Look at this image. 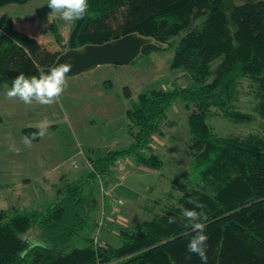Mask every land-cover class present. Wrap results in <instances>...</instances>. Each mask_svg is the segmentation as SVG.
I'll list each match as a JSON object with an SVG mask.
<instances>
[{
	"label": "trees",
	"instance_id": "16d2710c",
	"mask_svg": "<svg viewBox=\"0 0 264 264\" xmlns=\"http://www.w3.org/2000/svg\"><path fill=\"white\" fill-rule=\"evenodd\" d=\"M32 1L0 0V8ZM234 1L87 0L88 11L74 21L63 50L19 30L0 32V88H11L20 73L38 78L68 51L129 35L150 41L138 58L171 53L170 69L190 79L186 87L138 94L127 110L133 143L96 159L88 176L58 187L53 204L0 210V264H204L195 254L186 259L194 233L182 212L194 208L190 199L205 206L207 264H264V0ZM54 38L61 44L57 33ZM244 83L254 99L252 114L239 107ZM177 103L189 112L188 169L173 179L161 173L168 193H158L156 186L150 192L159 211L149 210L151 217L119 229L118 246L99 247L95 233L103 228L93 220L97 203L87 186L128 158L162 171L163 161L150 146L153 138L166 137L165 127L176 125L167 116ZM212 118L234 125L258 120L260 131L220 136L208 123ZM33 133L39 131L25 128L21 136Z\"/></svg>",
	"mask_w": 264,
	"mask_h": 264
},
{
	"label": "rangeland",
	"instance_id": "374dc122",
	"mask_svg": "<svg viewBox=\"0 0 264 264\" xmlns=\"http://www.w3.org/2000/svg\"><path fill=\"white\" fill-rule=\"evenodd\" d=\"M245 1L247 0H236L233 4ZM29 17L32 18L26 19ZM10 22L15 28L25 30L52 50H63L74 26V21L69 23L61 19L59 13L53 14L48 7V0L1 8L0 28L3 25L2 28H8ZM55 33L61 44L55 41ZM171 58V53H153L147 58L136 59L128 66H99L78 76L66 78L68 86L54 103L53 115L48 113L46 120L29 116L26 111L20 112L23 109L7 97L10 89L0 88V108L4 119L3 124L0 123V210L13 212L24 206L25 210L30 211L53 204L56 194L43 202L37 184L30 186L31 196L28 191L24 194L17 190L22 189L19 184L26 178L34 179L35 175L50 170L58 162L67 161L54 173L57 175L56 179L60 174H66L63 180H55L56 185L58 184L54 188L56 193L58 187L88 176L96 159L110 151L125 149L131 145L133 138L127 110L136 102L138 94L154 89L167 90L173 86L190 85L188 76L170 69ZM253 106L254 99L244 83L239 107L252 114ZM188 114L183 104H175L168 112L167 121L175 122L176 125L173 128L165 127L163 131L167 133L166 137H155L151 143L152 152L163 161L162 171L143 168L140 172L134 160L128 158L121 160L111 170L116 174L114 181L106 182L96 178L87 186V191L92 193L93 200L97 203L92 217L95 222H99V226L102 224L100 227L103 229L98 231L99 241L104 245L118 246L119 229L132 227L151 217L153 212L149 210L159 211L156 209L158 206L153 207L154 200L150 192L155 194L156 190L158 193L164 190L168 193L169 182L162 178L161 173L173 179L188 169L191 161ZM42 121L48 122L45 134L39 142L32 143L30 148L26 147L22 143L20 129L36 127ZM208 123L216 134L226 136L257 133L261 122L255 120L249 125H234L221 118H212ZM155 186L157 188L153 190ZM104 192L108 193L109 199H114L112 204L104 198ZM20 199L22 201L18 203L17 200ZM23 199H29V202ZM102 206L109 209L106 210V215L102 214L105 211L101 209Z\"/></svg>",
	"mask_w": 264,
	"mask_h": 264
},
{
	"label": "clouds",
	"instance_id": "9594fccd",
	"mask_svg": "<svg viewBox=\"0 0 264 264\" xmlns=\"http://www.w3.org/2000/svg\"><path fill=\"white\" fill-rule=\"evenodd\" d=\"M48 7L53 14L59 13L60 18L69 23L83 19L88 11L89 5L87 0H48ZM72 69V64L69 62L60 63L50 69L49 72L41 73L39 77L32 76L25 77L20 73L13 81L12 87L7 92L9 99L19 98L25 105H31L33 101L41 105H51L58 101L64 92L67 85L66 74ZM39 133H33L30 137H22V143L26 147H31L32 141L37 139V136H43L48 127L47 121H42ZM18 151V149H12ZM188 203L193 204L192 210L184 209L183 217L190 222V226L194 235L188 242L187 251L190 258L191 254H195L207 264V240L208 236L205 234V223L202 221L206 219L205 213L202 211L205 207L202 203L190 199ZM195 209H201L196 211ZM175 217H169V223H175Z\"/></svg>",
	"mask_w": 264,
	"mask_h": 264
},
{
	"label": "water",
	"instance_id": "95a60500",
	"mask_svg": "<svg viewBox=\"0 0 264 264\" xmlns=\"http://www.w3.org/2000/svg\"><path fill=\"white\" fill-rule=\"evenodd\" d=\"M149 43L146 38L129 35L103 45H89L81 50L68 51L60 55L54 65L42 73L47 74L50 69L65 62L72 64L66 78L78 76L99 66H128L139 57L143 47Z\"/></svg>",
	"mask_w": 264,
	"mask_h": 264
},
{
	"label": "crops",
	"instance_id": "0c3cea01",
	"mask_svg": "<svg viewBox=\"0 0 264 264\" xmlns=\"http://www.w3.org/2000/svg\"><path fill=\"white\" fill-rule=\"evenodd\" d=\"M8 6H12V5H8ZM30 18H32V17H29V18H26V19H30ZM9 25L10 26H8V28H2V27H4V25L1 26L0 32L4 33V32H6V31H8L10 29H15V30L22 31V32L27 34V32L25 30H20V29L15 28V26L11 22L9 23ZM1 88L2 89L4 88L5 90L11 89L10 87H1ZM9 101L15 103L16 106L22 108L23 110H20V112L26 111V112L29 113V116L31 115V116H34V117H38V118H41V120H46V115H48V113H51L53 115L54 110H55L54 103L51 104V105H41V104H38L35 101H33V103L31 105H25L22 101L19 100V98L9 99ZM2 114H3V112H2V109L0 108V123H1V125L4 122ZM17 114H18V112H17ZM37 127L38 126L29 127V128H34V129L38 130L39 128H37ZM21 129L23 130L25 128H21ZM21 129H20V135H21V131H22ZM40 139H41V136H40ZM39 141H37V142H39ZM34 143H36V142H34ZM66 163H67V161L66 162H58V164H54V166H52V168L50 170H44V172L39 173L38 175H35L34 179L33 178L32 179L31 178L24 179L21 184L17 183V184L22 186V189H17V190H19L20 192L23 191L24 194H25L26 191H28L29 192L28 195L31 196L30 191H29L30 190V186L33 185V184H35V185L37 184L38 185L37 189L41 190L40 197H43L42 198L43 202H45V200H47V199H52V197L56 194L54 192V188H55V186L58 185V184L56 185L57 182L55 180H58V179L59 180H63L65 178L64 176L66 175V174H60L58 179H56L57 175H55L54 173H55V171L57 172L61 168V166H64ZM39 165H40V163H39ZM35 166H37V165H35ZM138 170H140V172H141L143 170V167H139ZM114 172H111V174L107 175L106 177H104L102 179H104V181H106V182L114 181V179H115L114 175H116ZM107 194H108L107 192H104V196H105L104 198L105 199L107 198V200H109V202H110V199L108 198ZM55 197H56V195H55ZM23 200L25 201L26 199H23ZM28 200H26V202H29ZM107 200H106V202H107ZM17 201H18V203H20V201H22V200L20 199V200H17ZM23 207L24 206H22V208H19V209L17 208V210H20V211L25 210V208H23ZM106 208L104 206L101 207V209L105 210V211L107 210ZM25 211H27V210H25Z\"/></svg>",
	"mask_w": 264,
	"mask_h": 264
},
{
	"label": "built area",
	"instance_id": "2783aa9c",
	"mask_svg": "<svg viewBox=\"0 0 264 264\" xmlns=\"http://www.w3.org/2000/svg\"><path fill=\"white\" fill-rule=\"evenodd\" d=\"M117 164H120V161L117 162ZM113 213V212H112ZM103 214V213H102ZM104 215V214H103ZM102 224H100L101 226ZM99 231H97V234L95 235V239H96V242L98 244L99 247H103L104 246V243L99 241Z\"/></svg>",
	"mask_w": 264,
	"mask_h": 264
}]
</instances>
